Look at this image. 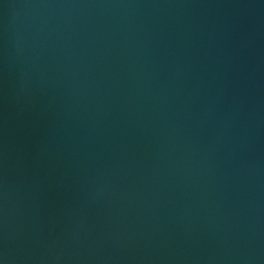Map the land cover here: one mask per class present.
Here are the masks:
<instances>
[{
  "label": "water",
  "instance_id": "obj_1",
  "mask_svg": "<svg viewBox=\"0 0 264 264\" xmlns=\"http://www.w3.org/2000/svg\"><path fill=\"white\" fill-rule=\"evenodd\" d=\"M0 264H264V0H0Z\"/></svg>",
  "mask_w": 264,
  "mask_h": 264
}]
</instances>
